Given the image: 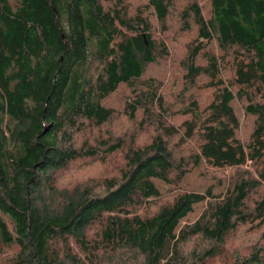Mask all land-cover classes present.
I'll list each match as a JSON object with an SVG mask.
<instances>
[{
  "label": "trees",
  "instance_id": "16d2710c",
  "mask_svg": "<svg viewBox=\"0 0 264 264\" xmlns=\"http://www.w3.org/2000/svg\"><path fill=\"white\" fill-rule=\"evenodd\" d=\"M199 1L0 0V264H264V0H208V16ZM167 22L177 93L139 80ZM119 83L144 88L122 113L101 104ZM233 98L254 115L246 141ZM122 116L131 131L112 129ZM82 159L110 174L58 183ZM192 170L213 183L181 189Z\"/></svg>",
  "mask_w": 264,
  "mask_h": 264
},
{
  "label": "rangeland",
  "instance_id": "374dc122",
  "mask_svg": "<svg viewBox=\"0 0 264 264\" xmlns=\"http://www.w3.org/2000/svg\"><path fill=\"white\" fill-rule=\"evenodd\" d=\"M131 6L142 5L146 2V0H125ZM199 5L201 7L202 13L204 16H208L209 4L208 0H200ZM145 14L148 15L150 22L156 27L157 22L154 19V16L151 13V10L148 9ZM171 22H167L169 26V30L162 31L159 33L160 37L162 38L163 42L167 47V53L165 54H158L154 61L149 62L145 65L143 72L141 73L139 80L144 81L148 78L156 79L160 83V89L162 92H172L177 93L181 86L182 82V74L184 73L183 67L180 65V62L184 58L185 55V48L183 44H179L180 42L173 39L171 31H173V27H170ZM182 42V40H180ZM205 52H215L218 53V49L216 47L215 41H210L205 48L200 50L198 56L195 59V64H203L204 63V53ZM224 77H227V72H223ZM143 86L138 84L134 89H131L126 83H119L116 88L110 92L106 97L101 100V104L103 106L109 107L113 109L117 113H122L124 100L126 97H132L138 90H143ZM232 92H235V89H232ZM245 103L244 98L236 99L233 98L230 100L229 104L232 107L238 122L239 126L235 132L236 137L240 141H246L247 136L252 127V121L254 115L246 114L243 110V104ZM135 119H140L139 109L135 111ZM181 118L174 117L172 118L173 123H177ZM132 125H129L126 119L122 116L119 120H116L113 125L112 129L115 132L121 130L129 132L131 131ZM85 137L89 143H93L92 137L94 134H97L95 131L88 132L87 134L84 132ZM146 136L138 134L135 138L136 145H141L145 142ZM112 159L108 160L105 163H98L89 159H82V167L80 169L70 168L68 173L62 177L57 178L58 183L62 184L63 181H67L70 178L72 184L75 182L81 181H89L90 178L100 177L105 174H110L108 169L106 171L103 170V166H106ZM260 164H257L254 167V171L257 172L260 169ZM110 168V166L108 167ZM76 170V172L74 171ZM111 170V169H110ZM231 171L225 170L224 176L230 174ZM158 190L163 192L166 188L168 189V185H163L159 180H154ZM213 182L209 179H201L198 176L196 170H192L184 175L179 186L181 189H186L189 191H196L202 192L204 191L207 186L211 185ZM215 185V183H214ZM226 185V180H222L220 185L212 186V193H218L224 190ZM210 199H205L198 203L192 205L191 211L188 212L183 218H181L178 222L177 229L185 224L192 223L195 219L198 218L201 211L205 208L208 201ZM192 243H188V246H191ZM230 245V244H228ZM231 247V245H230Z\"/></svg>",
  "mask_w": 264,
  "mask_h": 264
}]
</instances>
